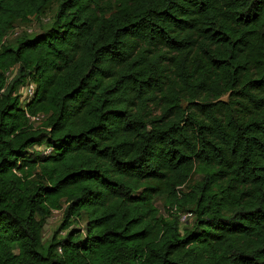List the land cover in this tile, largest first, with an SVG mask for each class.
<instances>
[{"label": "trees", "instance_id": "obj_1", "mask_svg": "<svg viewBox=\"0 0 264 264\" xmlns=\"http://www.w3.org/2000/svg\"><path fill=\"white\" fill-rule=\"evenodd\" d=\"M0 264H264V0H0Z\"/></svg>", "mask_w": 264, "mask_h": 264}, {"label": "rangeland", "instance_id": "obj_2", "mask_svg": "<svg viewBox=\"0 0 264 264\" xmlns=\"http://www.w3.org/2000/svg\"><path fill=\"white\" fill-rule=\"evenodd\" d=\"M51 14H52V12H51ZM28 29L33 31V32H37L40 30L39 27L37 26L36 21H33L28 25L17 26L15 28V30L8 36V39L12 40L14 38V36H16L18 33H22L23 31H27ZM13 73L14 72H10L8 74L9 78H11V75ZM39 146L42 147L45 145H44V143H42ZM195 178H197V176ZM155 204H156L160 214H163L164 216H168V213L166 211H164L162 204L158 200H155ZM60 222H61V214L58 212H54L53 215L47 219V222L44 226L43 233H42L44 244H46L48 242L49 238L51 237L54 230L58 227Z\"/></svg>", "mask_w": 264, "mask_h": 264}, {"label": "built area", "instance_id": "obj_3", "mask_svg": "<svg viewBox=\"0 0 264 264\" xmlns=\"http://www.w3.org/2000/svg\"><path fill=\"white\" fill-rule=\"evenodd\" d=\"M27 31L30 32L31 30L28 29ZM34 93H35V84L32 81H27L25 84L21 85L18 89V94L20 95V100L22 102L29 101L34 96ZM26 115L30 118L31 121H34V122H37L40 119L39 115H29V114H26ZM34 149L37 151H41L44 154H47L52 150L51 147L49 146H42V147L35 146ZM54 212H57V211H54ZM189 216H190V213L182 214L179 218L180 222L182 223L185 222Z\"/></svg>", "mask_w": 264, "mask_h": 264}]
</instances>
